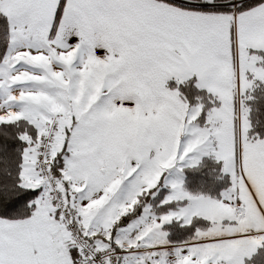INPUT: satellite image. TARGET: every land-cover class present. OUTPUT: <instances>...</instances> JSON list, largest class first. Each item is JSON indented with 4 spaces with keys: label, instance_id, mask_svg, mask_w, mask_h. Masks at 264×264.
Masks as SVG:
<instances>
[{
    "label": "snow or ice",
    "instance_id": "snow-or-ice-1",
    "mask_svg": "<svg viewBox=\"0 0 264 264\" xmlns=\"http://www.w3.org/2000/svg\"><path fill=\"white\" fill-rule=\"evenodd\" d=\"M0 264H264V0H0Z\"/></svg>",
    "mask_w": 264,
    "mask_h": 264
}]
</instances>
